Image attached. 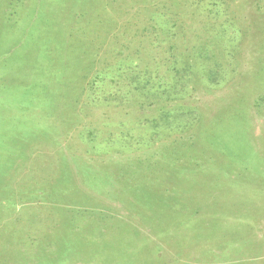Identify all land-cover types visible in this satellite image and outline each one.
I'll use <instances>...</instances> for the list:
<instances>
[{
    "label": "rangeland",
    "instance_id": "rangeland-1",
    "mask_svg": "<svg viewBox=\"0 0 264 264\" xmlns=\"http://www.w3.org/2000/svg\"><path fill=\"white\" fill-rule=\"evenodd\" d=\"M0 264H264V0H0Z\"/></svg>",
    "mask_w": 264,
    "mask_h": 264
}]
</instances>
